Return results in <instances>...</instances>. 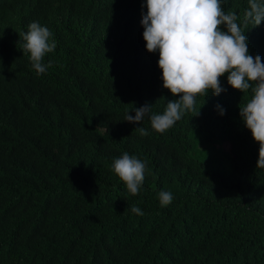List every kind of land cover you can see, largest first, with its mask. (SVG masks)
Segmentation results:
<instances>
[{
  "label": "trees",
  "instance_id": "1",
  "mask_svg": "<svg viewBox=\"0 0 264 264\" xmlns=\"http://www.w3.org/2000/svg\"><path fill=\"white\" fill-rule=\"evenodd\" d=\"M50 1L66 9L52 66L35 76L15 55L0 67V264H264V169L239 114L251 91L225 74L226 92L197 96L165 133L130 124L134 107L162 114L179 99L146 50V0ZM222 6L243 26L248 0ZM245 35L264 63V21ZM124 152L147 162L135 196L112 171Z\"/></svg>",
  "mask_w": 264,
  "mask_h": 264
},
{
  "label": "clouds",
  "instance_id": "2",
  "mask_svg": "<svg viewBox=\"0 0 264 264\" xmlns=\"http://www.w3.org/2000/svg\"><path fill=\"white\" fill-rule=\"evenodd\" d=\"M68 2L73 5L77 0ZM223 3L224 0H146L147 13H142L141 20L146 50L159 52L163 88L179 99L168 101L162 114L153 112L154 105L145 103L134 107V116L128 113L124 119L139 125L148 117L151 128L163 134L195 109L197 96L206 97L209 91L214 96L226 92L221 77L227 74V84L232 89L242 94L251 91V98L239 105V114L259 144L256 167L264 169V63L259 55L249 54L245 35L249 24L257 27L264 21V0H248L243 26L237 23L235 12H225ZM65 10L50 0H0V67L19 55L17 60L26 64L31 74H44L52 66L51 61L43 62L44 57L56 48L55 30ZM216 108L221 116L225 114L220 105ZM135 131L141 136L149 135L143 127ZM223 148L229 151L230 145L224 144ZM111 167L128 193L135 196L140 192L148 171L145 160L124 152ZM158 198L161 207H167L173 194L161 190ZM131 212L144 215L136 205H132Z\"/></svg>",
  "mask_w": 264,
  "mask_h": 264
}]
</instances>
